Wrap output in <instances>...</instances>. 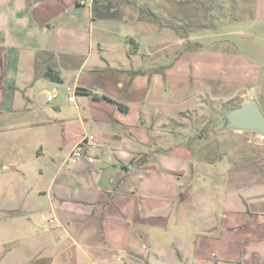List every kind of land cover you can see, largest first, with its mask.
<instances>
[{"label": "rangeland", "instance_id": "obj_1", "mask_svg": "<svg viewBox=\"0 0 264 264\" xmlns=\"http://www.w3.org/2000/svg\"><path fill=\"white\" fill-rule=\"evenodd\" d=\"M122 1L96 0L89 6L78 0H42L37 4L33 0H0V182L3 178L12 183L25 179L28 192L33 193L41 181L46 192L52 176L56 175L54 194L66 183L74 197L85 193L78 190L77 182L88 177L79 180L78 163L66 164V161L78 137L93 135L91 143L97 142L98 137L99 142L103 141L98 130L99 118L102 108L110 110L112 104H100L93 93L124 94L119 88L122 84L118 75L122 72L110 73L113 60L119 59L117 56L123 50L124 44L119 46L122 39L131 52L138 51L141 60L147 58L142 64L146 70L139 74L144 76L143 104L134 105L132 114L123 118L133 122L130 125L145 119L148 122L152 119L153 124L168 123L158 128L172 135L163 136L159 131L160 137L155 139L169 140L172 144L183 140L188 143L187 161L167 158L159 162L162 167L167 164L172 169H187L189 173L183 174L181 183L189 185L190 172L206 173L210 169L208 173H211L209 177L197 178L203 186L198 187L193 206L176 218L177 223L173 217L166 226L134 223L132 252L138 257L144 256L140 262L148 258L156 264H167L148 252L147 236L149 240L151 236L157 243V238L165 240L168 246L176 241L190 251L197 248L195 255L211 257L212 264H228L226 261L234 258L247 262L238 264H258L242 258L241 254L248 236H264V227L258 226L259 222L264 223V218L255 214L248 222L253 225L246 230L231 232L227 226L231 174L253 175L246 184L242 182L240 191L244 199H240L252 212L264 209V137L255 131L218 128L221 116L242 103L239 97L242 87L248 89V85L236 82L238 53L249 63L253 58L264 64V57L258 51L264 50V30L255 35L254 25L260 22L252 19L257 3L254 0H158L164 8L161 11L155 9L157 0H136L142 9L139 17L144 18L146 26L143 23L132 26L125 16L124 6L119 7ZM240 16L243 18L239 19ZM132 38L143 45L140 47ZM88 56L81 83L94 91L83 94L75 87V77ZM33 60L37 76H44V72L52 68L62 76L63 82L38 78L28 86V71ZM175 63L184 71L188 70L187 77L176 74ZM249 67L253 69L250 65L244 66ZM27 96L32 102L26 105ZM72 96L76 98L74 103L70 101ZM25 106H29L28 114ZM261 108L264 114L262 102ZM178 120H185V125L179 126ZM109 146L87 145L88 158H92L91 163H95L98 172L93 174L97 183L104 175L102 167L111 166L114 160ZM83 161L87 162L86 158L79 164ZM129 162L128 168H132ZM167 170L165 167L161 171L168 175ZM149 180L150 189L160 188V194L163 187L165 191L177 192L175 178ZM10 188L12 193L18 186L11 184ZM111 208L104 206L105 210L114 212ZM95 221L91 222L95 232L86 237L89 243L99 241L100 226ZM217 223L218 232L211 235L213 224ZM150 231L153 235H149ZM2 236L1 240L12 242L24 234L15 232L5 238ZM68 240H64L62 249L69 244L71 250L61 254L60 264L123 263L111 249L100 247L94 251L87 246L86 252H76L75 244ZM140 244L144 246L138 249Z\"/></svg>", "mask_w": 264, "mask_h": 264}, {"label": "crops", "instance_id": "obj_2", "mask_svg": "<svg viewBox=\"0 0 264 264\" xmlns=\"http://www.w3.org/2000/svg\"><path fill=\"white\" fill-rule=\"evenodd\" d=\"M78 2L82 5L89 4V6H92L96 0H89L88 3L87 0H78ZM254 3L257 4L252 19L253 22H260L254 25V34L259 35V31L264 30V0H254ZM156 5L155 9L164 10L158 0ZM121 6H124V9H126L125 16L131 21L132 26L138 23L145 25L146 21L142 20L144 18L139 17L142 9L136 0H123L119 7ZM242 18L240 16L239 19ZM240 24L242 25V22ZM145 26L143 27L144 30L147 29ZM132 40L136 44L138 43L140 47L143 45L141 41L135 38H132ZM122 43L124 44L123 50L120 49L121 54L117 56L119 59L115 58L113 60L114 63H112L113 66L110 73H126L118 75L121 77V83L116 81V84H122L119 88L124 94L117 96L113 93L101 94L95 92L99 97L93 96L96 101L100 104L109 102L112 105L110 110L102 108L103 113L99 118L98 130L102 134L101 140L103 141L99 142V137L97 142L91 143L94 139L87 141V145L90 144L92 147L111 146L114 152V160L111 161V166L102 167L104 175L101 181L97 183L93 179V174L98 173L95 163L83 161L79 164L80 161L77 162L76 169L78 172L76 174L79 175L78 179L88 177L85 181L77 182L80 185L78 190L85 191L84 194L78 197L70 194V186L67 183L62 187V190L56 191L54 194L53 180L56 175L52 176L46 192L42 189L40 181L39 186H37L33 193H30L31 191L28 192L25 179L12 183L9 182L10 180H6L5 182V178H3L0 182V235L3 233V236H1L5 238L9 234L19 232L24 234V236H18L12 242L3 241L0 238V264H60L59 258H61V254L63 256L65 250L68 252L71 250V245L69 244H66V248L62 249L65 239H69L68 241L75 244L76 252H86L87 246L94 251L101 247L103 250L104 248L107 250L111 249L116 256L121 257L122 264H156L149 261L148 258H146L144 263L143 261L140 262V259L144 260V256L138 257L137 254L132 252V245L134 244L131 240L135 236L132 225L134 223L149 222L151 225L165 224L166 226L171 217L177 223L176 218L180 215L183 216L187 207L193 206V203H195L194 195H198V187L201 186L202 188L203 186L200 181L198 182L197 178L202 175L211 176V173H208L210 169L206 173L190 172L192 180L188 183L189 185L186 186V184L181 183L180 180L183 179V174L189 173H187V169H185L186 171H181L180 168L172 169L167 164L162 167L159 162L167 158H174L177 161L184 159L187 161L188 156H190L188 143L184 140L177 144H172L169 140H165L164 142L156 140L155 137L159 135V131H161V135L163 136L172 135L168 131L164 134V131L160 129L163 125L168 126V123L153 124L152 119H149L150 122L145 119L142 123L138 122L137 124L130 125L133 122L131 123V121L123 118V115L132 114L134 105L143 104L144 95L142 88L144 76H139V74H143L146 70L142 64L145 63L144 61L147 58L141 60L138 51H135L137 54L131 52L126 41L122 39L119 42V46ZM45 51L54 52L53 50ZM258 51L264 57V50L260 49ZM89 58L90 56L81 63L78 74L75 77V87L80 86L91 90L87 87L86 83H81V75L87 68ZM176 58L177 56L174 57L175 60ZM133 61L137 64L135 65ZM251 61L249 63L245 57L238 53L236 82L248 85L247 90L242 87L243 90H240L239 97L242 98L243 104L251 99H256L260 105L261 102L264 105V64L258 63L253 58ZM160 62H162L161 59ZM246 65H250L253 69L250 67V69H247V67V71L244 68ZM35 67L33 60L28 71V86L33 85L38 78L47 79L44 76H37ZM174 67H176L177 75L182 76V78L187 77L188 70L184 71L179 68L177 63L174 64ZM91 91L93 93L94 90L92 89ZM80 93H83V91ZM103 95L114 100L105 98ZM27 102L26 105L31 103L32 98L27 96ZM118 103H122L123 105L119 107ZM81 108L84 109L85 107ZM24 109L27 111L26 114H28L29 106H25ZM185 123V120L183 122L178 120V124L181 127ZM131 129L132 131L129 132ZM234 131L241 132L238 130ZM257 134L259 133L257 132ZM88 137L85 136L84 138ZM84 138L78 137L72 148ZM163 144L166 145L163 146ZM68 159L66 164L68 163ZM129 161L133 164L132 168H128ZM125 166L126 168H124ZM165 167L168 169V175H166L165 171H161ZM5 168L9 169L10 167L5 166ZM43 172L44 170L42 174ZM251 176L253 175L231 174L233 180L230 181L232 189L230 190L231 204L229 205L227 226V229L231 232L239 231L243 228L248 229L249 226L253 225L248 222H251L250 220L254 218L255 214H258V217L261 219L264 218V209H257V211L252 212L251 208L242 203L240 199H244L240 191L242 190L241 184L242 182L245 184L249 182L248 178H252ZM169 177L175 178V182L178 181L176 182L178 183L176 186L178 187L177 192L171 193L168 189L165 191L163 187V194H160L158 193L160 188L150 189L149 179L165 180ZM11 184L18 186L12 193ZM262 186L263 184L260 187ZM237 197L239 200H236ZM104 206L112 207L113 209H111L114 212L112 210L110 212L108 209L105 210ZM93 220H96L95 222L98 221L100 226L99 241L89 243L86 237L90 236L89 234L95 232L96 229L94 225H91ZM213 225L211 235L217 234L219 228L218 223ZM258 226L264 227V223L259 222ZM152 227L157 228L159 226ZM109 229H111L110 233H108ZM113 229L114 232L112 231ZM206 230L210 234L209 227ZM156 234V231H154V236ZM149 235H153V231H150ZM141 239H144L143 235ZM157 239L158 243L151 236L149 240V236H147L148 252L151 251L157 258L164 260L167 264H212L210 262L211 257L195 255L198 252L197 248L190 251L182 242L175 241L173 245L168 246L165 240ZM244 241L241 257L246 260L249 259L248 261L251 262L255 260L258 264H263L264 236L261 237L255 234L252 237L248 236ZM143 246L140 244L138 249L143 248ZM73 251L75 252V248ZM214 254H217V252L214 251ZM69 255L72 254L69 253ZM137 257L138 260H136ZM69 258L72 259L73 257ZM227 262L228 264H238V262L243 263L244 261L234 258Z\"/></svg>", "mask_w": 264, "mask_h": 264}, {"label": "water", "instance_id": "obj_3", "mask_svg": "<svg viewBox=\"0 0 264 264\" xmlns=\"http://www.w3.org/2000/svg\"><path fill=\"white\" fill-rule=\"evenodd\" d=\"M42 0H33L35 4ZM261 105L256 99L230 109L224 113L219 121V129L224 131H255L264 137V114Z\"/></svg>", "mask_w": 264, "mask_h": 264}, {"label": "built area", "instance_id": "obj_4", "mask_svg": "<svg viewBox=\"0 0 264 264\" xmlns=\"http://www.w3.org/2000/svg\"><path fill=\"white\" fill-rule=\"evenodd\" d=\"M71 102H76V98L74 96L71 97L70 99ZM91 139H94L93 135H90L88 138H84L81 141L77 142L75 144V146L72 148L70 154H69V159H68V163H77L82 159L87 160V162H92L91 161V157L88 158L87 155V141Z\"/></svg>", "mask_w": 264, "mask_h": 264}, {"label": "trees", "instance_id": "obj_5", "mask_svg": "<svg viewBox=\"0 0 264 264\" xmlns=\"http://www.w3.org/2000/svg\"><path fill=\"white\" fill-rule=\"evenodd\" d=\"M44 77L49 79V80L59 81V82L62 81L63 82L62 76L59 73H57L55 70H53L52 68H49L48 70H46L44 72ZM77 89H80L81 91H83V93H89V94L92 93L91 90H89L87 88L80 87V86H78ZM93 96L98 97L96 93L95 94L93 93ZM103 97L114 100L110 97H107L106 95H103ZM122 105H123L122 103H118L119 107H121Z\"/></svg>", "mask_w": 264, "mask_h": 264}]
</instances>
